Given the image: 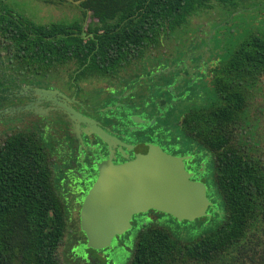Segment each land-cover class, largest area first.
Here are the masks:
<instances>
[{
	"label": "trees",
	"instance_id": "16d2710c",
	"mask_svg": "<svg viewBox=\"0 0 264 264\" xmlns=\"http://www.w3.org/2000/svg\"><path fill=\"white\" fill-rule=\"evenodd\" d=\"M55 1L78 9L79 21L36 24L14 15L0 0V41L18 64L58 68L73 63L81 68L79 77L94 72L106 76L132 65L199 13L220 8L227 14L219 22H228L231 14L243 11L237 7L242 0ZM88 13L90 21L83 29ZM226 74L235 76V85L224 80ZM261 76L264 34L248 35L219 65L215 85L221 103L187 109L182 121L172 125L188 144L214 159L219 205L226 213L223 221L211 225L206 216L199 218L208 220V226L188 240L163 226H149L136 234L126 264H264V168L257 173L237 131L248 98L237 83L248 85ZM66 228L43 149L27 134L8 136L0 144V264H60L57 253ZM254 244L261 249H248Z\"/></svg>",
	"mask_w": 264,
	"mask_h": 264
},
{
	"label": "flooded vegetation",
	"instance_id": "af4514ba",
	"mask_svg": "<svg viewBox=\"0 0 264 264\" xmlns=\"http://www.w3.org/2000/svg\"><path fill=\"white\" fill-rule=\"evenodd\" d=\"M227 23L226 21L225 24ZM1 49H4L8 60L5 62L0 54V69L3 72V74L0 72V144L12 134L23 133L34 139L46 154L52 173L53 189L62 203L67 220L66 235L70 240L68 242L70 247H67L64 255L67 261H72L74 264H117L119 258L113 253L115 249L120 250L127 246L133 231L137 230V234L149 226L162 227L163 218L168 216L154 210L140 212L131 217L129 229L112 239L110 247L102 250L86 247L85 236L79 226L81 201L97 175L96 163L110 160L116 165L134 159L131 150L126 149L124 145L150 142L165 153L166 151L178 153L180 152L178 149L187 152L188 154L184 156L189 155L191 158L183 160L185 170L192 173L193 177L191 176L190 179L201 181L206 187V197L210 205L205 213L208 215L206 218L210 219L209 224H219L223 221L226 213L224 207L219 205L215 186L214 159L210 154L198 152L193 143L188 144L185 135L175 126L182 121L187 109L192 110L200 106L210 108L221 103L222 97L215 85V76L222 60L204 64L200 58L190 66L191 51L188 61L183 64L184 67L179 72L177 64L174 65L173 71L177 69L178 73H171L174 82L168 83L171 85L170 89L166 83L170 74H158L155 70L145 75L124 70L117 74L111 86L106 76H91V80L95 82L93 85L95 95L110 103L102 107L94 102H88L87 98L79 99L76 94H73L74 92H70L69 85L65 89L59 86L64 87L69 84L71 80L69 73L73 69L25 66L13 70L10 66L13 60L12 54L0 41ZM176 61L178 62L179 59ZM13 62L16 63L14 60ZM7 65V71L3 70ZM184 70L185 73L180 72ZM187 70L191 71L190 75ZM76 72L77 70L73 74ZM55 74L60 82L52 77ZM240 78L239 76L238 79ZM120 80L122 83H119ZM224 80L233 83L232 85L236 84L235 76L231 77L230 74H226ZM126 81H129L128 85L132 86H126ZM71 84H76L74 79ZM148 85L152 88L148 89ZM174 86H178L179 89L173 90ZM237 87L248 94L243 118L237 123V131L246 142L242 150L244 153H249L248 157L259 169L256 170L257 173L261 174L264 168V76L254 78L248 85L237 83ZM43 91L53 93L44 95L40 93ZM54 91L59 92L60 95ZM166 96L173 101L172 104L183 108L179 113H174L177 116L175 121L172 120L174 117L171 113L167 115L165 113ZM225 100L227 103L225 101L224 103L228 104L226 98ZM61 104L93 120L96 126L116 143L108 147L93 132L86 131L87 126L76 121L70 122L63 113ZM182 105H186L187 108ZM154 111L156 112L152 114ZM139 117L143 122L146 118L153 119V124L142 125V129H137L133 119ZM169 120H171V126L175 123L172 126L174 131L171 133L166 131ZM161 121L165 125H157V122ZM182 141H185V144H182ZM82 247H84L83 251H81ZM258 248L260 246L256 244L248 246L251 251H256ZM249 257H252L251 253Z\"/></svg>",
	"mask_w": 264,
	"mask_h": 264
},
{
	"label": "rangeland",
	"instance_id": "374dc122",
	"mask_svg": "<svg viewBox=\"0 0 264 264\" xmlns=\"http://www.w3.org/2000/svg\"><path fill=\"white\" fill-rule=\"evenodd\" d=\"M3 2L5 3L4 6L8 7V9H10L14 15L23 17L40 25H50L53 23L70 24L79 21V19L81 18V14L79 13L78 9L74 8V6H70L65 2H58L55 0H3ZM237 7L240 9L243 8V11H237L231 14L226 25L224 24L227 20L224 22H219L221 18L225 17L227 14L224 13L225 11L223 12L222 9L220 10V8L192 16L190 19H188L189 22L179 28H176L169 35L163 37L161 39L159 49L147 51V53L143 54L142 58H139L135 61V63H132L133 66L130 65L128 67H123L122 69L115 71L113 75H106V77L111 81L107 82L111 86L117 74L123 72L124 70H130L131 73H142L145 75L153 73V70L157 71L158 73H162L168 67L174 68V65L176 66L177 64V69L179 72V70L184 67L183 64H186V62L188 61L191 51L192 56L190 58V66L193 65L194 61L199 60L200 58L202 61H204V64L214 60H224L230 53V51H232V49L235 48V46L248 35L264 34V0H242V3L238 4ZM90 17L91 14L88 13L83 23V29H85L86 24L90 21ZM218 24L220 25L218 26ZM0 54H2L3 60L7 62L8 59H6L4 49L0 50ZM180 55L181 57H179ZM177 59H179L178 62L176 61ZM10 66L13 68V70L25 67L21 64L14 63L13 60ZM58 68L69 70L73 69L72 72L69 73L71 74V80L69 81V84L64 85V87L59 85L61 88L65 89V87L69 85L70 92H74L73 94H76L79 99L87 98L88 102H94L102 107L108 106L110 104L100 96H96V92L93 90V85L95 82L91 80V76H101L100 73L94 72V75H91V73H89L85 74L83 77H79L81 68H76L73 63H68L65 66ZM7 69L8 65L3 68V70L6 71ZM177 69L175 70V72L177 71ZM76 70L77 72L73 74ZM187 71L188 75H190L191 71ZM0 72L3 74L1 69ZM175 72H165V75L170 74L168 76L169 78L166 81L167 84L169 82H174L172 80V75ZM180 72L185 73V70L183 72ZM72 74L74 76H72ZM52 77L60 82L56 74ZM72 79H74V81L76 82L75 85L71 84ZM128 82L129 81H126V86L131 87L132 85H128ZM119 83H122V81L120 80ZM170 86L171 85H169L168 89L171 88ZM147 88L151 89L152 86L148 85ZM193 88H196L195 85H193ZM178 89V86H174L173 90ZM172 103L173 101L169 100V97L166 96V115L168 113H179L183 110L181 106L179 107L178 105ZM182 106L185 107L186 105ZM161 109L163 111V108ZM155 112L156 111H154L152 114H154ZM176 117L177 116H175L172 120L175 121ZM152 121L153 119L147 120L146 118V120L142 123L140 117L133 119V122L135 123V126H137V129H142V125L151 126L153 124ZM158 124L165 125V123L162 121L160 123L157 122V125ZM166 125L167 133H171V131H174V128L171 125ZM182 142V144H185V141ZM178 150L184 151L183 149ZM187 158L189 159L191 157L188 156ZM201 164H204V162ZM207 221L208 220L205 221L198 218L192 221L178 222L170 216H166L165 218H163L161 226L168 229L176 237L188 240L204 232L206 230V227L208 226ZM136 232L137 230L133 231V233L131 234V238L129 239V242L125 248H121L120 250L115 249V252L113 254L115 257L119 258L117 264L127 263L134 244V237L136 235ZM68 239V235H65L64 244L58 249L57 256L60 264H74L72 261H67L64 256L65 252L67 251V247H70V245H68V242L70 240ZM83 250L84 247H82L81 251ZM93 253L96 254V252ZM93 253L91 254L93 255Z\"/></svg>",
	"mask_w": 264,
	"mask_h": 264
},
{
	"label": "water",
	"instance_id": "95a60500",
	"mask_svg": "<svg viewBox=\"0 0 264 264\" xmlns=\"http://www.w3.org/2000/svg\"><path fill=\"white\" fill-rule=\"evenodd\" d=\"M173 69L168 67L162 73ZM60 107L70 122L87 126L86 131L93 132L108 147L114 144L115 140L93 120L64 104ZM124 146L131 150L134 159L116 165L110 160L96 163L97 175L81 201L79 226L87 248L110 247L115 236L130 228L131 217L147 210L163 213L178 222L208 216L206 187L201 181L190 179L192 173L185 170L183 162L187 158L165 153L150 142Z\"/></svg>",
	"mask_w": 264,
	"mask_h": 264
}]
</instances>
